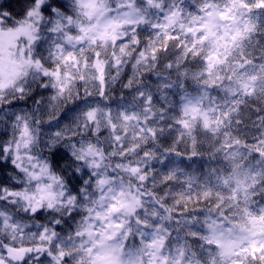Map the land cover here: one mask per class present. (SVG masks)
I'll list each match as a JSON object with an SVG mask.
<instances>
[{"label": "clouds", "instance_id": "1", "mask_svg": "<svg viewBox=\"0 0 264 264\" xmlns=\"http://www.w3.org/2000/svg\"><path fill=\"white\" fill-rule=\"evenodd\" d=\"M0 264H264V0H0Z\"/></svg>", "mask_w": 264, "mask_h": 264}]
</instances>
